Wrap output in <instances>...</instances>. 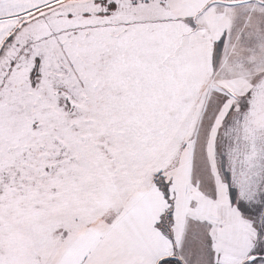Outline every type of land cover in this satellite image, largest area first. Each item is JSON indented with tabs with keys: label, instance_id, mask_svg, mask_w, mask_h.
I'll return each instance as SVG.
<instances>
[{
	"label": "snow or ice",
	"instance_id": "6c2138e0",
	"mask_svg": "<svg viewBox=\"0 0 264 264\" xmlns=\"http://www.w3.org/2000/svg\"><path fill=\"white\" fill-rule=\"evenodd\" d=\"M0 264H264V0H0Z\"/></svg>",
	"mask_w": 264,
	"mask_h": 264
}]
</instances>
